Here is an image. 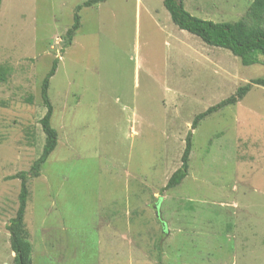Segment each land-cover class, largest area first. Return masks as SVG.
<instances>
[{"label": "rangeland", "instance_id": "rangeland-1", "mask_svg": "<svg viewBox=\"0 0 264 264\" xmlns=\"http://www.w3.org/2000/svg\"><path fill=\"white\" fill-rule=\"evenodd\" d=\"M1 0L0 264L19 179L42 149L40 83L55 149L29 182L32 264H264V87L194 116L264 77L229 50L178 28L163 0ZM252 0H183L192 15L234 22ZM3 78V79H1ZM192 132L188 173L164 186ZM157 209V213L155 212Z\"/></svg>", "mask_w": 264, "mask_h": 264}, {"label": "trees", "instance_id": "trees-1", "mask_svg": "<svg viewBox=\"0 0 264 264\" xmlns=\"http://www.w3.org/2000/svg\"><path fill=\"white\" fill-rule=\"evenodd\" d=\"M101 1L104 0H85L82 4L75 7L72 23L65 31V46L72 42L80 26L78 11L82 7H90ZM163 5L168 11L170 19L178 28L199 37L208 46L229 50L239 59L242 65L258 63L261 62L260 58H264V0H252L246 11L234 22H214L198 18L184 8L183 0H163ZM56 63L57 59H54L50 69L40 83V96L46 109L39 120L41 129L44 132L41 153L33 160L28 170L18 171L10 176L19 179L17 207L14 215L10 217L6 225L9 233V246L13 252L12 264H32L33 246L29 238V232L24 224V214L29 198V182L40 174L47 158L57 145L58 133L51 123L53 105L48 96L49 81L55 74ZM253 84L264 87V77L252 78L249 82L238 86L231 95L209 106L206 110L197 113L192 120L191 129H194L199 121L207 115L241 100ZM191 129L186 134L180 165L168 177L164 186L165 189L177 186L188 173V162L192 149ZM161 252V246L158 245L157 264H161Z\"/></svg>", "mask_w": 264, "mask_h": 264}, {"label": "water", "instance_id": "water-1", "mask_svg": "<svg viewBox=\"0 0 264 264\" xmlns=\"http://www.w3.org/2000/svg\"><path fill=\"white\" fill-rule=\"evenodd\" d=\"M155 212L157 213V209L155 208Z\"/></svg>", "mask_w": 264, "mask_h": 264}]
</instances>
